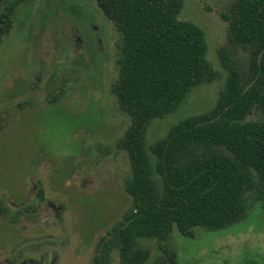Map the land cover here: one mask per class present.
Listing matches in <instances>:
<instances>
[{
  "label": "rangeland",
  "instance_id": "rangeland-1",
  "mask_svg": "<svg viewBox=\"0 0 264 264\" xmlns=\"http://www.w3.org/2000/svg\"><path fill=\"white\" fill-rule=\"evenodd\" d=\"M230 4L184 0L178 19L203 29L218 78L153 120L147 146L214 107L227 76L219 51L245 67L247 54L228 44L221 19ZM119 41L95 0H26L17 7L0 44V202L15 212L32 208L16 220L11 212L0 216V264H91L98 238L129 208L123 180L130 166L116 148L129 119L110 92ZM196 234L184 238L173 229L168 244L178 264H264V209L258 205L242 222ZM145 244L155 255L158 243Z\"/></svg>",
  "mask_w": 264,
  "mask_h": 264
},
{
  "label": "trees",
  "instance_id": "trees-1",
  "mask_svg": "<svg viewBox=\"0 0 264 264\" xmlns=\"http://www.w3.org/2000/svg\"><path fill=\"white\" fill-rule=\"evenodd\" d=\"M24 2L0 0V44ZM95 2L120 34L110 92L129 119L116 148L130 166L123 180L130 206L98 238L91 264L115 257L118 264H178L168 244L174 228L195 239L199 229L220 231L245 220L253 206L264 209V0H231L221 19L228 44L247 54L245 67L219 51L227 76L214 107L178 122L152 146L149 124L218 78L205 32L178 19L184 0ZM31 208L15 212L0 202V216L11 212L16 220ZM145 241L158 243L155 255Z\"/></svg>",
  "mask_w": 264,
  "mask_h": 264
}]
</instances>
